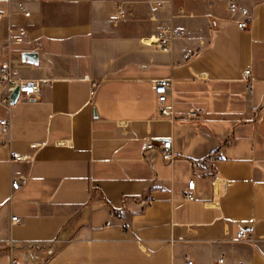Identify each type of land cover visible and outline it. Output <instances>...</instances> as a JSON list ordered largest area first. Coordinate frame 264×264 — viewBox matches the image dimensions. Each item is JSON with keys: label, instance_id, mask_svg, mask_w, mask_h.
I'll use <instances>...</instances> for the list:
<instances>
[{"label": "crops", "instance_id": "crops-1", "mask_svg": "<svg viewBox=\"0 0 264 264\" xmlns=\"http://www.w3.org/2000/svg\"><path fill=\"white\" fill-rule=\"evenodd\" d=\"M230 1L0 0V64L41 84L0 105V264H264V0H235L247 30ZM170 28L185 33L163 52ZM148 138L170 139L174 160L144 151Z\"/></svg>", "mask_w": 264, "mask_h": 264}, {"label": "built area", "instance_id": "built-area-1", "mask_svg": "<svg viewBox=\"0 0 264 264\" xmlns=\"http://www.w3.org/2000/svg\"><path fill=\"white\" fill-rule=\"evenodd\" d=\"M18 8L22 11H25L24 2H18ZM230 12L232 14L239 13L242 19L239 22V26L242 30H247L251 26V22L253 19L252 13L249 9L239 6V4L235 0L230 1ZM25 15L29 16L30 12L25 11ZM3 17L0 14V19ZM185 30L181 28H170L162 31L158 34L156 38V43L158 48L163 52H168L171 50L173 42L176 38L184 35ZM27 37V30L25 27H20L17 30V34L15 37L16 43H23ZM192 53L189 51L184 52L183 59L188 61L192 58ZM245 81L247 84V88L249 90L253 89V75L252 70L248 69L245 71ZM99 85V82L91 79V95H94L96 89ZM173 82L170 78H160L155 82V93L157 95V101L160 106V110L162 114H172V110H169L165 107V103L167 101L168 93L172 89ZM20 88L19 99L21 98H36L41 90V84L34 79L26 80L23 82L17 81L12 75V67L9 62H2L0 64V105H9L11 94L16 87ZM11 123L7 118L0 120V131L4 135H8L10 133ZM143 150H159L161 152L162 158L167 162H172L175 158V154L173 152V145L170 139H153L148 138L145 140L143 145ZM224 156L223 150H218L216 152H212L208 154L206 157L202 159H196L192 161V165L195 169H200L206 163L215 164L218 160L222 159ZM13 161L20 160H28L29 156L23 155L20 153L12 154ZM28 179L23 176L15 177L12 180V188L14 190L20 189L23 185L27 183ZM214 183V182H213ZM195 187L196 182L194 179L190 180L188 183V190L185 193V197L188 200H194L195 195ZM12 220H18L17 216L12 217ZM237 238L240 240H250L252 239V232L246 229H241L237 233ZM224 257L218 260V263H223Z\"/></svg>", "mask_w": 264, "mask_h": 264}, {"label": "water", "instance_id": "water-1", "mask_svg": "<svg viewBox=\"0 0 264 264\" xmlns=\"http://www.w3.org/2000/svg\"><path fill=\"white\" fill-rule=\"evenodd\" d=\"M23 59L30 63H38L39 55L36 52H24ZM20 88L17 86L11 94L10 104H15L19 100Z\"/></svg>", "mask_w": 264, "mask_h": 264}]
</instances>
